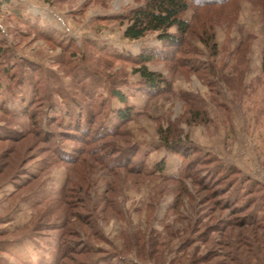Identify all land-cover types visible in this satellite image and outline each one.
Segmentation results:
<instances>
[{
  "label": "rangeland",
  "instance_id": "rangeland-1",
  "mask_svg": "<svg viewBox=\"0 0 264 264\" xmlns=\"http://www.w3.org/2000/svg\"><path fill=\"white\" fill-rule=\"evenodd\" d=\"M144 2L0 0V64L2 49L7 50L16 60L37 64V77L46 83V89L39 87L45 97L40 103L31 88H16L25 97L15 99L0 73L1 103L10 116L0 110V126L15 135L0 140V264H53L59 239L75 250L87 249L84 264H254L264 257V236L253 238L254 231L260 236L264 229L250 211L224 206L223 192L217 196V185L205 179L218 168L231 172V184L241 182L245 192L252 188L246 184H253L243 198L264 207V11L250 0L189 10L185 17L197 31L209 27L214 33V51L196 31L176 47L164 46L155 33L125 38L124 17ZM16 8L52 32H35L31 22L13 13ZM59 36L75 42L77 55L67 59ZM89 43L126 58L103 55ZM148 49H164L148 66L164 75L169 89L153 95L129 89L134 113L119 121L113 110L121 104L110 98L109 79L139 80L127 56ZM89 91L98 93L99 106L107 102V113L95 119L91 135L106 164L93 157L67 162L50 148L56 145L70 158L85 145L72 130L69 113L85 114L80 98ZM30 104L39 112L33 115L36 124L25 113ZM196 110L203 113L198 120ZM172 125L180 140L198 150L186 158V174L183 158L159 133ZM37 130L54 135V141L45 142ZM183 146L184 153L193 147ZM205 155L216 163L195 165V157ZM79 256L60 261L82 264L75 259Z\"/></svg>",
  "mask_w": 264,
  "mask_h": 264
},
{
  "label": "trees",
  "instance_id": "trees-1",
  "mask_svg": "<svg viewBox=\"0 0 264 264\" xmlns=\"http://www.w3.org/2000/svg\"><path fill=\"white\" fill-rule=\"evenodd\" d=\"M222 2H227L229 0H221ZM220 0H145V2L131 10L129 14H127L124 18L126 20V27L123 33V36L125 38H128L130 40H139L144 37H146L150 33H155L158 36V39L167 47H176L181 46L186 42L187 36H189L190 33H196L201 36L204 43L211 49L216 51L217 50V43L214 41V33L211 31H208L209 27H205L202 32L197 31L198 29L193 24L192 21L188 20L185 17V14L192 9H197L195 12H198L200 7H205L207 3H213V2H221ZM252 1L256 6L261 7L264 11V0H250ZM13 13L17 16L18 19L23 20V22L32 23L34 26V31L38 32L43 35H47V33L52 32V29H45L42 26H40L39 18H30L27 17L20 9L16 8L12 10ZM198 15V14H197ZM196 15V16H197ZM176 29L175 32H172V29ZM56 35V32H54ZM58 40L64 45L65 51L67 52L68 56L67 59L72 58V56L77 55L75 50V42L73 40L63 39L62 36H59ZM59 43V42H58ZM89 46L95 48L99 53L103 55H108V53H112L110 55L117 56V58H126L123 54L115 52L112 48H108L107 46H104L102 48L96 47V44L89 43ZM2 58L4 59L2 63L0 64V73L2 72L3 75L6 76V78L9 80V90L11 94L16 99L22 100L24 95H20L16 93V88L20 89H28L31 88L33 91V95L35 96V102H39L40 100L44 99L45 97L41 96L40 92V85H44L46 89V83L45 80L37 77V73L40 70L39 66L35 64L34 62H31L29 60H16L14 56L9 54V51H5L2 49ZM164 53V49L159 50H143L139 55L137 56H127V60L132 62L134 65H136L134 69V73L139 75V80L136 82H132L128 80L127 78L122 77H111L109 79V85L108 90L110 93L111 99H116L121 104V107L113 110V116L117 117L119 121H127L130 120L132 117V114L134 113V108L132 106H129V97L127 92L129 89H139L140 91H143L147 94H157L162 92V90L169 89L168 82L166 81V78L162 73H159L157 71L151 70L149 68V63L155 60L156 57L160 56ZM7 55V56H6ZM162 56V55H161ZM8 57V61L6 60ZM173 59H176L174 57ZM177 62L180 64L181 61L180 58L176 59ZM70 63V62H68ZM184 64H180V66H183ZM76 68H73V73L75 72ZM117 77V78H116ZM49 80V79H48ZM43 86V87H44ZM92 86V85H91ZM90 86V87H91ZM84 87V86H83ZM43 90V88H42ZM24 91V90H23ZM130 92V91H129ZM97 92L95 91H89L88 93H83L80 102L85 105V114H79L73 112L69 113V116L71 117V125L72 130L74 129L77 131V135H80V138L83 140V143L85 144L81 150L78 149L76 153L71 156L70 158L66 156V153L63 152V150L55 145L51 146L50 148L54 152V155H57V158L60 159H67V162L76 163L77 161L83 160L86 157H93L99 164H106L108 162L107 158L105 156H99L98 151L96 148H93V145L96 143L95 140L91 137L93 133H96L93 128V124L95 122V119L100 117L102 114L107 113V102L102 103L101 106L98 104V98H97ZM42 97V98H41ZM2 97L0 94V110L7 115V117L10 118L8 115L9 112L4 104L1 103ZM194 101V100H193ZM34 107V104H33ZM100 108V110H99ZM29 109V110H28ZM25 109V113L29 114L31 119H33V122L36 124V120L34 118H37L39 116V112H35L32 109V104L29 105V108ZM34 113V114H33ZM194 114L193 118L198 120L203 113L200 112V110L192 111ZM33 115L35 117L33 118ZM84 116V117H83ZM84 118V120H83ZM38 128V127H37ZM39 133V137L47 143H51L54 141L55 136L51 135L49 132L45 130H37ZM160 135L162 136V140L165 145L170 147L171 151L176 152L183 158L182 162V173L186 174L189 173L188 169V163H186V158L192 157L191 151L195 149L196 152L198 150L191 142L180 140V132L178 129H176L175 126H169L168 128L159 130ZM83 135V136H82ZM14 132H11V129L7 125L0 126V140L6 139V138H14ZM79 139V137H77ZM42 140V141H43ZM185 144H184V143ZM175 144V145H174ZM191 147L190 153H184L182 147ZM104 151V150H101ZM100 151V152H101ZM135 151L130 152L131 157H135ZM114 162L117 163V161L112 160V164L114 165ZM109 163V162H108ZM121 163V162H120ZM195 165H208L209 167L211 164L216 163V159L213 156L205 155L203 157L196 156ZM161 164L165 165V161H162ZM118 165H120L118 163ZM163 166L160 167L161 170ZM192 168V165H191ZM218 171H211L212 173L206 174V180H208L210 183L217 185L214 187V192L216 191L218 193L217 196L221 195V192H223V204L227 207L235 208V211L243 213L244 211H250L249 215L252 217L253 222L260 224V228L264 229V207L258 206V202H255L252 197L249 199L243 198L245 193H252L253 192V184L252 182L249 183V180L246 184V187H252L249 192H245L244 187L241 185V182H233L231 184V177L232 173L228 172L224 174L222 170L217 169ZM230 182V184H229ZM228 186H223V185ZM17 186H20V184ZM207 186V185H205ZM217 187H221L219 189H216ZM208 189H210L209 186H207ZM17 190V188H16ZM74 193V192H73ZM242 218V217H241ZM248 219V218H247ZM242 225H246L245 222L242 221ZM259 228V229H260ZM264 234L257 235L256 231L253 232V238L254 240L263 238ZM67 241L59 239L58 247L53 254V264H65L64 262H61L60 259H64L66 257H70L71 254L73 255H81L78 258H75L79 260L82 264L88 261V254L89 251L87 249L82 250H75V248H72L70 244L66 243ZM257 255H260L256 253ZM233 260H237L236 257H232ZM90 260V259H89ZM226 264V261L223 260L222 262H218V264ZM19 264H43L42 262L38 263H30L26 261L19 262ZM254 264H264V257H260V261Z\"/></svg>",
  "mask_w": 264,
  "mask_h": 264
}]
</instances>
